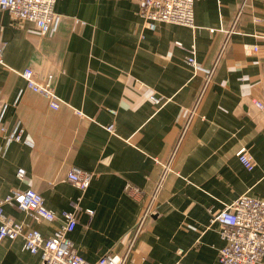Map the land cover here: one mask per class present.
<instances>
[{
	"label": "crops",
	"instance_id": "1",
	"mask_svg": "<svg viewBox=\"0 0 264 264\" xmlns=\"http://www.w3.org/2000/svg\"><path fill=\"white\" fill-rule=\"evenodd\" d=\"M138 2L60 0L45 36L0 13V198L35 190L55 220L35 222L14 205L4 215L48 237L79 201L94 215L77 213L69 238L86 262L128 251L127 264H218L224 243L210 215L242 195L264 201V116L253 105L264 97V0H197L193 28L158 24L153 32ZM244 46L259 52L248 56ZM190 48L196 69L186 64ZM26 68L38 83L52 76L56 111L26 88ZM17 125L23 142L6 146ZM241 147L251 172L236 157ZM73 168L93 175L84 193L67 181ZM126 183L139 188L137 198ZM22 246V238L0 243V264H39Z\"/></svg>",
	"mask_w": 264,
	"mask_h": 264
},
{
	"label": "built area",
	"instance_id": "2",
	"mask_svg": "<svg viewBox=\"0 0 264 264\" xmlns=\"http://www.w3.org/2000/svg\"><path fill=\"white\" fill-rule=\"evenodd\" d=\"M60 0H0V13L8 12L17 20L27 21L36 26L41 36L47 35L53 26L55 19L54 6ZM139 16L145 24V28L154 31L158 24H174L182 27H194L193 7L197 0H138ZM241 12V11H240ZM177 48H182L181 43H175ZM244 52L251 56L258 53L257 46H244ZM3 45L0 44V66L4 65L2 59ZM186 64L193 69L197 68V62L193 53V48L188 50ZM214 74V70H209L205 74L207 85ZM26 83V88L37 95H41L48 102V107L56 111L59 107V98L54 90V81L49 76L43 83H38L31 69L26 68L20 74ZM1 99V92H0ZM14 106L16 103L13 104ZM255 108L264 116V97L254 100ZM3 112L7 109L2 106ZM112 116H116L115 110H110ZM77 115L84 118L81 112ZM109 133L115 130L114 123L108 124L105 128ZM6 133V130L1 128ZM22 133L17 125L9 133L5 134L6 146L12 142L21 143ZM178 146H176L177 149ZM176 153L169 162L162 165V173L157 181L155 192L151 200L155 198L166 176L172 172V162ZM236 157L242 167L248 172L254 170V162L246 148H239ZM17 178L23 180L25 172L17 170ZM93 175L83 172L77 168L70 169L67 174V181L84 193L92 180ZM125 192L132 198L140 195L139 188L126 183ZM151 201V202H152ZM152 204V203H151ZM151 204L145 210L141 222L134 232L136 238L141 229L144 219L150 214ZM14 205L35 222H53L54 213L49 210L43 201V197L32 189L26 191L13 190L4 198H0V243L5 240L14 241L22 238L24 252L39 256V264H127L128 251L123 256L107 254L94 263L86 262L78 253L69 238V234L74 231L77 225V213H84L92 218L94 211L83 209L79 201L73 203L71 211L61 214L63 224L48 237H42L36 230L24 232V226L20 223L8 219L4 215V206ZM210 225L219 224L221 227L220 236L224 246L219 250L218 264H264V201L255 200L247 195H242L223 210L210 215ZM142 264V263H140Z\"/></svg>",
	"mask_w": 264,
	"mask_h": 264
}]
</instances>
